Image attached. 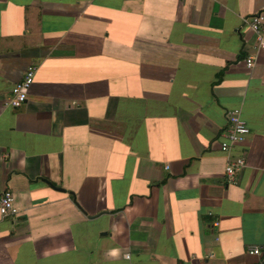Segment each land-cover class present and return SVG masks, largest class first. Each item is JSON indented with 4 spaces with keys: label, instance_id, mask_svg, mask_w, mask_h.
Instances as JSON below:
<instances>
[{
    "label": "crops",
    "instance_id": "obj_1",
    "mask_svg": "<svg viewBox=\"0 0 264 264\" xmlns=\"http://www.w3.org/2000/svg\"><path fill=\"white\" fill-rule=\"evenodd\" d=\"M259 10L0 0V193L19 210L0 215V264H257L255 245L263 259L264 50L243 24ZM30 64L26 102L5 107ZM233 109L250 132L228 182Z\"/></svg>",
    "mask_w": 264,
    "mask_h": 264
},
{
    "label": "built area",
    "instance_id": "obj_2",
    "mask_svg": "<svg viewBox=\"0 0 264 264\" xmlns=\"http://www.w3.org/2000/svg\"><path fill=\"white\" fill-rule=\"evenodd\" d=\"M246 25L256 35V50H264V10H259L243 18ZM247 68H252L255 63L253 55H247L244 59ZM35 72L34 64L27 66L23 77L12 84L5 101V107L18 108L27 100L28 92L33 83ZM227 124L220 132V150L225 153L226 163L224 167L228 182H233L236 176L246 166L244 151L235 154L233 150L247 140L250 129L246 122L241 118L240 111L233 109L226 113ZM19 210L14 204V196L10 189H5L0 193V215L2 217L16 216ZM248 254L259 258L257 264H263L261 248L258 245L250 246ZM124 257L129 259V253Z\"/></svg>",
    "mask_w": 264,
    "mask_h": 264
}]
</instances>
